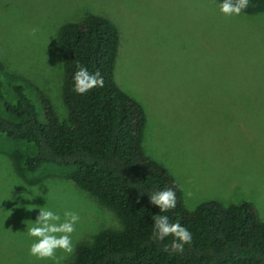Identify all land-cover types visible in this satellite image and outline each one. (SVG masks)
<instances>
[{"label": "rangeland", "instance_id": "obj_1", "mask_svg": "<svg viewBox=\"0 0 264 264\" xmlns=\"http://www.w3.org/2000/svg\"><path fill=\"white\" fill-rule=\"evenodd\" d=\"M219 0H0V61L43 91L65 118L58 31L87 14L119 32L116 83L138 100L145 154L180 186L188 210L251 203L264 221V13L225 16ZM37 31L33 35L32 30ZM80 217L89 244L115 213L72 180L28 185L0 154V264H55L30 254L39 210ZM74 252V251H73ZM69 262L73 253L57 250Z\"/></svg>", "mask_w": 264, "mask_h": 264}, {"label": "trees", "instance_id": "obj_2", "mask_svg": "<svg viewBox=\"0 0 264 264\" xmlns=\"http://www.w3.org/2000/svg\"><path fill=\"white\" fill-rule=\"evenodd\" d=\"M242 12L264 13V0H249ZM118 45L117 27L101 15L60 27L65 118L36 84L0 61V154L28 185L52 177L72 180L122 225L77 244L64 264H264V221L251 203L211 200L188 210L174 177L145 154L143 106L114 79ZM78 65L99 71L103 87L78 94L73 79ZM168 188L176 193V207L161 212L149 194ZM155 215L189 230L192 242L183 253L163 250L173 236L153 240Z\"/></svg>", "mask_w": 264, "mask_h": 264}, {"label": "clouds", "instance_id": "obj_3", "mask_svg": "<svg viewBox=\"0 0 264 264\" xmlns=\"http://www.w3.org/2000/svg\"><path fill=\"white\" fill-rule=\"evenodd\" d=\"M249 6V0H223L219 5L220 11L225 16L240 15ZM37 30L33 29L35 34ZM78 70L74 74L75 88L78 94H85L95 87H103V77L99 71L90 73L83 65L77 66ZM149 202L158 206L161 212H166L176 207V193L172 188L157 191L149 194ZM64 219L61 216L45 208L39 210L36 217L35 226L27 227L29 236L36 238L30 247V254L38 259H51L55 264H60L63 257H57V250L71 254L74 251L71 234L75 232L76 224L80 217L73 211H65ZM154 231L152 234L154 241H164L168 236L175 239L171 245H164V251L183 253L184 245L191 244L192 235L186 227L179 223H170L166 215H155Z\"/></svg>", "mask_w": 264, "mask_h": 264}]
</instances>
